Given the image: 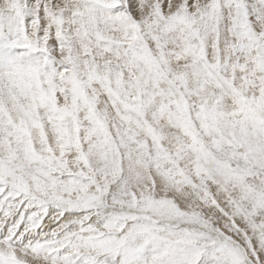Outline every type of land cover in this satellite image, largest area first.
Segmentation results:
<instances>
[{"label": "snow or ice", "instance_id": "snow-or-ice-1", "mask_svg": "<svg viewBox=\"0 0 264 264\" xmlns=\"http://www.w3.org/2000/svg\"><path fill=\"white\" fill-rule=\"evenodd\" d=\"M0 264H264V0H0Z\"/></svg>", "mask_w": 264, "mask_h": 264}]
</instances>
